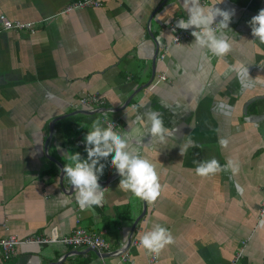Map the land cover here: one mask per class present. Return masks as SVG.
<instances>
[{
    "label": "crops",
    "instance_id": "crops-1",
    "mask_svg": "<svg viewBox=\"0 0 264 264\" xmlns=\"http://www.w3.org/2000/svg\"><path fill=\"white\" fill-rule=\"evenodd\" d=\"M68 2L0 0V14L33 29L0 26V237H46L51 228L61 236L79 226L101 233L104 256L114 264H130L118 261L124 251L132 264H228L240 247L241 264H264V216L258 217L264 194V43L248 23L264 0L216 5L234 11L223 31L231 44L224 57L197 46L194 28L187 29V39L171 42L170 26L187 19L182 0H102L95 8L60 13ZM201 3L207 7L213 0ZM151 73H163L164 80L139 90ZM83 94L98 95L102 104L79 106ZM103 107L100 113L77 112ZM147 111L160 113L174 132L166 144L141 137L137 116ZM102 114L116 119L115 130L156 166L162 191L154 203L122 191L118 173L108 177L116 170L112 157L101 161L102 206L81 210L64 173L59 183L58 163H70L63 153L86 159L84 142L76 141ZM222 138L227 148L220 146ZM189 139L198 147L181 155ZM213 157L222 166L237 160L239 173L196 175L197 162ZM156 224L174 237L158 256L140 243L119 252L129 234L130 241L139 240ZM0 264H100V257L83 246L27 244Z\"/></svg>",
    "mask_w": 264,
    "mask_h": 264
},
{
    "label": "clouds",
    "instance_id": "clouds-1",
    "mask_svg": "<svg viewBox=\"0 0 264 264\" xmlns=\"http://www.w3.org/2000/svg\"><path fill=\"white\" fill-rule=\"evenodd\" d=\"M187 19H179L176 27L180 29L194 28L192 35L194 43L200 48L207 49L212 55L224 57L231 50V44L223 35L225 29H229L234 11L223 10L216 5L223 3V0H213L210 6H205L201 0H182ZM217 17H220L217 21ZM252 36L260 43H264V8L260 9L250 21ZM10 27V25H5ZM142 121L141 127L145 135L151 136V141L164 145L174 132L164 126L160 113L147 111L144 117L137 116ZM139 142V141H136ZM85 151L87 158H82L79 152L63 153L70 163L64 164L61 171L68 178L74 188L75 199L81 210L102 206L105 199L104 188L98 183L103 175L106 165L102 160L111 158L110 164L119 176V188L125 192H131L135 197L152 204L161 195L162 185L156 166L144 158L138 149L130 147L128 135L115 130L113 122H106V126L97 119L92 122L91 130L84 137ZM222 148H227L228 140L220 139ZM196 148L195 141L189 139L182 148L181 155H185L188 148ZM224 170H229L233 176L240 171V164L237 160L229 159L225 165H221L216 158L197 162L196 175L208 177ZM140 246L149 253L156 256L170 244L174 243L171 232L156 224L150 231L139 237Z\"/></svg>",
    "mask_w": 264,
    "mask_h": 264
},
{
    "label": "built area",
    "instance_id": "built-area-1",
    "mask_svg": "<svg viewBox=\"0 0 264 264\" xmlns=\"http://www.w3.org/2000/svg\"><path fill=\"white\" fill-rule=\"evenodd\" d=\"M102 0H69V2L60 10V13H67L75 9H79L82 7H98L101 6ZM5 25H10V27H6ZM0 26L3 30H20L27 29L29 32H32V26L30 22L19 21V20H11L8 19L5 15L0 14ZM170 30H172L171 42L176 44L181 40L187 39L189 37L190 31L184 29H177L174 26H170ZM162 57V54L159 55ZM164 74L160 73L155 75V77L151 80L149 85L147 86L149 89L155 87V85L164 80ZM147 89V90H149ZM77 104L79 106H93L98 107L102 104V99L98 97L96 94H83L79 96L77 99ZM100 121L104 126H106V122H113L114 127L117 125L116 119L108 118L105 114H102L100 117ZM88 132V131H87ZM85 132L83 135H80V138L77 139L78 144H83L84 137L87 134ZM264 216V194L259 203L258 209V217ZM3 230L7 231L6 226H3ZM6 234L0 237V260H7L10 255L15 251L18 246L27 245V244H47V243H60L64 245H72V246H83L86 248H90L96 252V254L100 257V264H114L110 262L107 257L102 256L101 252L107 248V242L103 238L100 232L90 231L84 229L82 227L76 226L73 230L67 235H58L54 228H51L50 233L46 237H25L18 238L14 234L9 232H5ZM139 240H133L129 242V245L135 246L139 244ZM243 249L240 247L231 257L228 264H241L240 258L242 256ZM153 259V256H152ZM119 263L121 262H129L133 263L132 259L128 255L127 251H124L119 255L118 258Z\"/></svg>",
    "mask_w": 264,
    "mask_h": 264
},
{
    "label": "water",
    "instance_id": "water-1",
    "mask_svg": "<svg viewBox=\"0 0 264 264\" xmlns=\"http://www.w3.org/2000/svg\"><path fill=\"white\" fill-rule=\"evenodd\" d=\"M190 29H193V28H190ZM155 54H156V50L154 51V55H153V61H154V59H155ZM152 66L154 67V62H153V64H152ZM153 74L154 73H151V75H150V77H149V79L145 82V84L142 86V87H140L139 88V90H141V89H144V88H146V89H148V85H149V83L151 82V80L153 79ZM152 89V88H151ZM138 90V91H139ZM150 91V90H149ZM258 98H254V101L255 100H257ZM127 103H124L123 104V106H122V108L126 105ZM112 109V108H111ZM107 109L106 108H98V109H94V110H89L88 112H86V111H84V110H78L77 112H79V113H84V114H92V113H100L101 111H106ZM112 110H115V111H117V110H119V108H113ZM54 121V120H53ZM52 121V122H53ZM52 122L51 123H49V128L51 129V130H53V128H52ZM58 166H59V168H60V170H59V173H58V177H59V183L61 182V177H62V171H61V169H62V167H61V165L58 163ZM115 173H117V171L116 170H114V171H112L110 174H109V176L108 177H110V175H112V174H115ZM108 177H107V179H108ZM61 184V183H60ZM62 185V184H61ZM130 239H131V237H130V234H129V237H127V239H126V241H125V243H124V245L120 248V250H119V252H121L122 250H124L127 246H128V244H129V242H130ZM88 249H90V248H88ZM91 251H94V250H92V249H90ZM95 252V251H94ZM96 253V252H95ZM101 255L102 256H104V255H106L104 252H101Z\"/></svg>",
    "mask_w": 264,
    "mask_h": 264
}]
</instances>
